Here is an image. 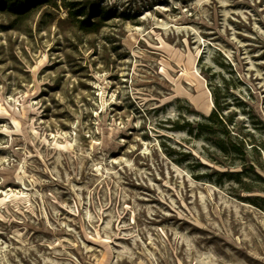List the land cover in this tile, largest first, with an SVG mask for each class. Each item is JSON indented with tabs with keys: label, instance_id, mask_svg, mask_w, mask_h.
Segmentation results:
<instances>
[{
	"label": "rangeland",
	"instance_id": "1",
	"mask_svg": "<svg viewBox=\"0 0 264 264\" xmlns=\"http://www.w3.org/2000/svg\"><path fill=\"white\" fill-rule=\"evenodd\" d=\"M17 1L0 264H264V0Z\"/></svg>",
	"mask_w": 264,
	"mask_h": 264
},
{
	"label": "trees",
	"instance_id": "2",
	"mask_svg": "<svg viewBox=\"0 0 264 264\" xmlns=\"http://www.w3.org/2000/svg\"><path fill=\"white\" fill-rule=\"evenodd\" d=\"M11 8L13 9V10H15L16 12H19V11H21L22 10V8H23V3L20 1V0H18L17 2H15V3H13L12 5H11ZM80 12V11H79ZM78 12V13H79ZM78 13H75V16H77L78 15ZM77 14V15H76ZM84 22V21H83Z\"/></svg>",
	"mask_w": 264,
	"mask_h": 264
}]
</instances>
